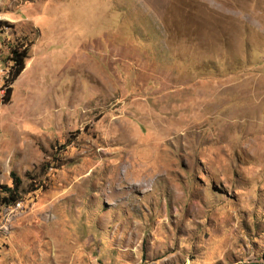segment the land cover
Masks as SVG:
<instances>
[{
	"label": "rangeland",
	"instance_id": "1",
	"mask_svg": "<svg viewBox=\"0 0 264 264\" xmlns=\"http://www.w3.org/2000/svg\"><path fill=\"white\" fill-rule=\"evenodd\" d=\"M11 172L0 264H264V0H0Z\"/></svg>",
	"mask_w": 264,
	"mask_h": 264
},
{
	"label": "trees",
	"instance_id": "2",
	"mask_svg": "<svg viewBox=\"0 0 264 264\" xmlns=\"http://www.w3.org/2000/svg\"><path fill=\"white\" fill-rule=\"evenodd\" d=\"M8 48H9L8 59L12 61V65L10 66V76L7 79V83L9 84L23 70L25 66V58L27 56V50L22 46L20 48V46L17 43L10 44ZM9 92H10V88L7 90V96ZM10 178H11V186L6 184H0V203L6 205H11L15 203L19 197L18 189L20 185V179L13 172L10 173Z\"/></svg>",
	"mask_w": 264,
	"mask_h": 264
},
{
	"label": "built area",
	"instance_id": "3",
	"mask_svg": "<svg viewBox=\"0 0 264 264\" xmlns=\"http://www.w3.org/2000/svg\"><path fill=\"white\" fill-rule=\"evenodd\" d=\"M9 76H10V68H9V70H8V78H9ZM7 78V79H8ZM10 84V83H9ZM7 86H8V83H7Z\"/></svg>",
	"mask_w": 264,
	"mask_h": 264
}]
</instances>
